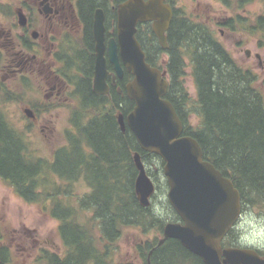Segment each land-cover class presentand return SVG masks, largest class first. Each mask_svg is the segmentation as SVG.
<instances>
[{"label":"trees","instance_id":"16d2710c","mask_svg":"<svg viewBox=\"0 0 264 264\" xmlns=\"http://www.w3.org/2000/svg\"><path fill=\"white\" fill-rule=\"evenodd\" d=\"M214 1L229 12L219 26L249 36L264 48V0ZM78 2L87 21L98 0ZM255 2L261 9L251 17L245 9ZM136 37L146 62L166 71L165 98L183 123V135L194 138L203 159L232 181L239 191L242 211L251 205L264 212V97L256 86V74L242 68L208 24L178 8L173 10L166 32V49L158 45L150 23L139 24ZM84 39L86 50L74 57L83 77L77 78V93L71 94L72 104L66 105L71 128L65 145L57 148L51 159L35 157L26 136L29 127L25 131L16 128L0 110V180L23 201L39 205L58 222L64 253L46 250L35 264H119L114 256L119 240L129 231L143 238L134 249L140 263L145 264L147 252L156 246L166 221L154 212L151 201L148 207L139 204L132 156L140 154L155 185L163 161L142 151L127 127L120 130L117 114L126 116L133 101L125 94L113 92L108 97L91 91L93 54L88 26ZM186 68L194 84V97L184 86ZM130 79V74H125L121 85ZM193 115L195 124L189 122ZM153 159L158 164L151 172ZM80 181L88 192L75 198L73 187ZM237 232L229 231L224 244L241 247ZM152 253L151 264H203L175 239L166 240ZM259 254L264 256L262 251Z\"/></svg>","mask_w":264,"mask_h":264},{"label":"water","instance_id":"95a60500","mask_svg":"<svg viewBox=\"0 0 264 264\" xmlns=\"http://www.w3.org/2000/svg\"><path fill=\"white\" fill-rule=\"evenodd\" d=\"M172 15L171 6L164 0H126L117 7L116 40L109 39L106 48L104 14L100 8L96 9L93 92L108 93L105 51L117 75L122 77L119 51L125 71L132 75L125 91L134 103L126 116L118 115L120 130L124 132L127 127L142 151L161 158L167 201L179 217L177 222L164 224L156 248L168 239H175L203 264H264V257L253 249L221 246L241 216L239 191L229 178L203 159L199 143L191 136L183 135V124L165 98L168 89L166 72L146 62L142 46L136 39L137 25L150 22L158 45L166 49V32ZM245 54L248 57L249 51ZM24 114L31 117L29 109L24 110ZM132 159L137 172L134 192L139 204L148 207L156 190L155 184L147 174L140 154L134 152ZM151 253L152 250L149 255Z\"/></svg>","mask_w":264,"mask_h":264},{"label":"rangeland","instance_id":"374dc122","mask_svg":"<svg viewBox=\"0 0 264 264\" xmlns=\"http://www.w3.org/2000/svg\"><path fill=\"white\" fill-rule=\"evenodd\" d=\"M5 2L8 1L0 0L2 4ZM174 5L176 8L184 10L188 15L204 21L213 29L217 39L242 68H248L256 74V86L264 97V48L258 47L255 39L244 34L229 32L218 25L220 21H224L228 17L229 12L214 0H174ZM260 9L261 5L255 2L245 10L251 17H255ZM246 50L249 51L248 57L245 54ZM256 55L259 58H256ZM183 80L188 94L190 97H194L195 88L188 68H186ZM22 87L17 85L15 88L0 89V110L16 128L25 131V127L28 126L23 114L25 106L46 102L41 100L40 94L35 90H24ZM69 102L72 103L70 100ZM53 104L56 106L55 103ZM55 106L37 108V112L41 115L39 122L35 125L29 123L26 136L29 149L35 157L51 159L53 152L66 143V132L71 128L69 122L71 112L63 107L56 108L57 106ZM189 122L196 123L194 115L189 118ZM41 128L44 129L41 130ZM69 132L75 136L74 132ZM157 164L158 162L153 159L151 172L156 171ZM157 181L156 187L159 186V188H157L156 197L150 200L151 208L164 221L177 222L178 217L175 212L166 205H169L166 197L167 184L162 173L158 176ZM73 188L75 198L82 197L88 192L82 181ZM57 227L58 222L49 216L48 211L37 204L26 203L0 180V233L4 235V238L6 234L8 237L13 235L23 237V243L19 247L14 245L9 264H35L36 258L40 255V249H47V251L62 255L64 247ZM235 228L238 231L237 242L240 245L264 252V212L262 209L251 205L245 207ZM36 239V243L32 244ZM142 241L143 238L136 231L125 232V235L119 240L115 259L141 264L134 248Z\"/></svg>","mask_w":264,"mask_h":264},{"label":"flooded vegetation","instance_id":"af4514ba","mask_svg":"<svg viewBox=\"0 0 264 264\" xmlns=\"http://www.w3.org/2000/svg\"><path fill=\"white\" fill-rule=\"evenodd\" d=\"M7 1L5 4L0 3V89L15 88L17 85L22 87L24 84L22 87L24 90L33 89L40 94L41 100L46 103L29 104L23 109L31 111V117L25 119L26 124L28 126H30L29 123L35 125L41 117L36 110L37 108L50 105L53 107L55 106L53 103H55L56 108L63 107L70 110L66 105L72 104L69 100L71 101L70 96L73 92L77 93V78L83 77L81 70L76 66L77 62L74 57L77 52L86 50L87 44L84 38L87 26L91 39L90 50L93 54L90 74V88L93 92L96 59L93 37L95 11L100 8L104 14L106 47L109 39L116 40L117 7L126 0H98V4L91 11L87 21L83 17L84 14L78 0ZM164 2L171 6L172 11L176 9L174 0H164ZM150 26L152 30L151 23ZM104 55L107 70L105 82L108 93L95 94L93 92V94L111 97L114 92L119 96L126 95L125 86L127 82L121 85V81L124 75L128 73L120 61L119 51H117V55L123 68L122 77L117 75L114 66L108 60L106 51ZM79 67L81 68V66ZM61 104L62 106H60ZM232 229H236L235 226ZM227 236L228 233L222 240L221 246L223 248L237 247L224 244ZM22 238L14 235L8 237L7 234L4 238V235L0 233V264L10 263L11 251L15 248L14 245L19 247L23 243ZM36 241L37 239L32 244ZM237 244L243 248H252ZM155 247L152 246L148 250L145 264L148 262L151 264L150 258L153 253L149 255V252L151 250L153 252ZM46 250L40 249L39 253L44 255ZM119 264L134 263L132 261H119Z\"/></svg>","mask_w":264,"mask_h":264}]
</instances>
